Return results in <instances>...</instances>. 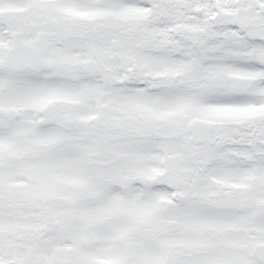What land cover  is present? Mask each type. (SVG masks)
Wrapping results in <instances>:
<instances>
[{
  "label": "snow or ice",
  "instance_id": "obj_1",
  "mask_svg": "<svg viewBox=\"0 0 264 264\" xmlns=\"http://www.w3.org/2000/svg\"><path fill=\"white\" fill-rule=\"evenodd\" d=\"M0 264H264V0H0Z\"/></svg>",
  "mask_w": 264,
  "mask_h": 264
}]
</instances>
